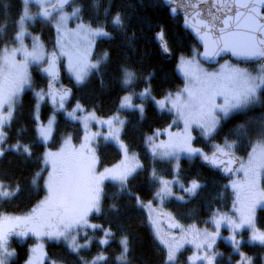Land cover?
Masks as SVG:
<instances>
[{
    "label": "snow or ice",
    "instance_id": "obj_1",
    "mask_svg": "<svg viewBox=\"0 0 264 264\" xmlns=\"http://www.w3.org/2000/svg\"><path fill=\"white\" fill-rule=\"evenodd\" d=\"M33 0H22L23 9L17 23V30L12 37L18 47L9 49L3 48L0 52V158H3L8 151H13L19 156L31 158L33 156L34 143H22L17 139L14 144L7 147L8 133L5 131L15 119L16 105L18 98L24 88L31 87V77L28 72L29 64H40L47 62L48 67L43 69L48 74L50 81L57 79L56 71V53L46 58V53L39 39L33 37L31 50L24 44V38L30 35L25 24L33 22L37 17L45 21L53 19V12L48 7H44L47 0H35L41 7L40 12L32 15L29 5ZM68 0H56L51 9L58 11L60 14L56 18L57 39L56 47L61 49L60 54L66 56L69 61V69L73 73L76 82L83 83L92 70L100 71L101 65L105 63L110 54L106 51L100 60L90 62L88 56L89 48L93 41L100 38L113 39L114 37L106 30L109 24L121 32L127 29L126 16L122 11H117L114 15L111 12V3L103 9L104 21L99 19V10L101 8L100 0H82V6L73 8L71 15L63 12L64 5ZM168 4L169 11L176 13L177 8L171 7L176 0H165ZM6 6V5H5ZM186 7L187 5H179ZM195 7V5H191ZM217 11L227 10L225 18L222 20L219 28L216 27L217 16L209 13L210 19L200 20L197 24L192 25L199 38L205 44V59H210L220 54L222 51H231L232 55L243 57L245 59L264 60V0H217L214 4ZM86 8H90L96 13V26L92 23H81L77 25V31L70 33L66 30L67 21L70 18L81 19V13ZM233 13V14H227ZM188 26V21H185ZM7 24L0 25V34H7ZM213 32L216 35L213 37ZM76 35L79 43L71 48L64 50V37ZM133 33V37H134ZM156 40L160 43L161 51L168 54L170 52L167 40L165 39L164 29L161 28L155 35ZM131 46V38L129 39ZM20 54L22 60L17 61L16 56ZM196 55H199L197 53ZM178 71L182 72L189 84L184 89L176 93L167 92L163 99L156 100L152 96L150 87L144 88L141 92L134 90V85L138 80L137 73L128 65H121L122 79L121 83L128 94L121 98L120 109H133L140 113L141 119L144 118L145 106L143 103L134 104V97L141 101L152 100L160 109L164 110L168 105L169 111L175 109L179 117L184 120L185 135L169 141L168 144L152 145L151 152L153 159L177 161L174 167L173 180H165L157 175L153 168L150 179L159 185L155 193L156 198L161 200L173 195L172 185L179 184L181 190L188 197H194L198 194L203 185L196 179L188 182L185 187L179 180V159L184 154L189 159L199 155L208 163L214 166L225 165V173L233 172L230 167L236 162L232 149L236 147L235 141L225 139L224 144L214 145L216 151L212 156L204 154L201 149L192 146L193 137L188 130L191 125L195 124L200 127L202 133L211 137L217 131L221 120L228 119L236 112L244 111L252 105L261 103L259 93L264 91V65L258 70L257 75H252L246 69L222 65L217 72L209 73L202 69L195 59H186L181 56L177 65ZM150 78V77H149ZM36 104L34 106V120L36 121V139L40 143L46 144L51 138L55 126V113L64 110L70 119H78L77 111H83L82 106L77 103L72 111L65 110L66 99L70 96L69 90L62 93L53 90V84L50 82L47 90L41 89L35 93ZM49 98L53 105V115L49 117L47 124L40 122L39 116L35 111L39 109L40 104L45 98ZM217 97L223 99V103L216 102ZM94 118V116H90ZM110 127L113 123L123 126L125 121L118 117H113L106 121ZM238 135L254 134L255 140H250L251 152L249 153L246 163L240 162V169L244 173V181H232L231 187L237 193V200L241 207L238 220L231 219L221 215L219 212L213 214L211 223L215 225V233L193 231V242L196 243L197 249L210 250L202 259L207 264H215L216 254L212 252L217 238L220 236L221 224L229 226L232 235L226 239L232 246L233 251L240 254L242 261L246 264H253V258L247 257L240 253V248L244 241L237 239L242 229L251 230L248 238L249 244H259L264 246V231L257 229L255 225V213L257 207H264V190L260 188V180L264 178V116L252 127L246 124L237 125L234 130ZM119 141V129L110 132L106 139ZM152 138L148 137V143L151 144ZM64 147L59 152L53 153L45 151L41 157L45 166L50 165L51 171L48 172L44 186L47 195L42 199L31 212L24 216H0V264H9L12 257L16 255L14 250L9 249L8 239L11 235L25 237L29 233L36 236H46L50 239L64 240L67 242L68 249L75 254L80 264H107L108 258L101 252L93 257L90 261L80 255L83 249L90 246L91 240L85 231V243L80 244L76 235L82 229H91L103 233L98 243L106 246L110 243V238L114 237L111 227L89 223L91 213L101 211L102 187L101 184L105 179L112 180L120 185L121 192H127L133 197L137 204L143 206L140 197L130 190V182L135 179L137 170L143 165L138 162L122 163L112 169H105L103 173L97 175L95 171V158L85 157L82 153L76 152L71 147V139L64 141ZM127 158L128 148L121 144ZM84 146L82 145V148ZM224 157L226 159H221ZM135 161V154L131 158ZM45 168L34 173L31 184L35 187L37 182L42 178V172ZM5 177L4 179H6ZM0 179V200H10L21 194L22 188L19 184L5 183ZM178 200H184V196L176 197ZM236 207V205H233ZM113 211H118L117 206H111ZM173 227L180 228V225L173 224ZM183 231V229H181ZM157 239L164 246L165 256L164 264H176L177 253L183 246L184 237H165L156 232ZM121 251L116 256L119 264H128V254L130 251V239L127 235L120 238ZM33 255L25 264H41L43 255L42 246L31 250Z\"/></svg>",
    "mask_w": 264,
    "mask_h": 264
},
{
    "label": "trees",
    "instance_id": "obj_2",
    "mask_svg": "<svg viewBox=\"0 0 264 264\" xmlns=\"http://www.w3.org/2000/svg\"><path fill=\"white\" fill-rule=\"evenodd\" d=\"M78 7L82 6V0H74ZM99 19L104 21L103 9L111 3V12L114 15L117 11H122L126 16L127 29L125 32L114 29L111 24L106 30L111 33L113 39L97 38L94 46L93 58H102L107 51L109 59L101 65L99 72L93 71L91 75L80 84H73L67 78L64 82L72 86L70 101H79L86 109H92L98 116H108L119 110V100L127 93L121 83V65L130 66L138 76L136 84L133 86L136 92H141L146 87H150L152 96L159 99L167 92L180 90L184 85L182 75L176 68V57L180 52L189 53L193 44H196L193 37L181 25V17H172L169 7L165 6L163 0H100ZM6 5V6H5ZM22 0H0V25L7 24V34H0V49L14 43L12 37L17 30V21L22 14ZM96 13L92 9L86 8L81 13L83 21L96 26ZM163 28L165 39L167 40L171 56L165 58L160 49V43L155 35ZM34 32L42 33L49 42L52 41L54 33L52 27L47 25V29L39 25H31ZM133 33L135 34L133 37ZM131 38V46L129 39ZM31 87L22 92L20 100L16 105L15 119L9 127L5 128L8 133V141L5 147L14 144L21 139L22 143H34L33 156L25 158L17 155L13 151H8L3 158H0V179L5 183L19 184L22 188L21 194L10 200H0L1 213L23 212L34 206L38 200L46 195L44 181L47 177L48 166L43 164L41 159L45 152V144L36 139V121L34 120V106L36 98L34 89L43 86L45 76L40 71L32 67ZM150 77V78H149ZM261 103L250 106L241 112L232 114L228 119L221 120L217 131L211 137L195 134L193 144L209 152V147L214 144H224L225 139L236 142L233 152L242 155L249 153L250 140L254 141V134L238 135L235 129L239 124H246L252 127L264 116V91L259 93ZM49 102H44L35 111L40 122L48 119L51 113ZM143 103L145 106L144 118L133 109H120L125 115V123L120 133L121 141L131 151L135 150L140 158L143 167L137 170L135 179L130 182L132 193L140 197L142 204L150 200L158 189V184L150 179L153 168L157 175L163 179L174 178L173 161L153 159L152 154L145 145L148 134H154L155 130L174 127V115L168 110H159L152 100L141 101L136 97L134 104ZM51 104V103H50ZM54 132L48 146L56 148L61 137L69 134L77 142L80 138L81 128L79 124L62 116L57 115ZM96 144V154L101 166H111L121 159V151L113 142H105L99 138ZM179 180L186 187L188 182L196 179L203 187L198 190L194 197H188L176 184L175 192H182L184 200H178L171 196L163 203L164 209L170 211L183 224L196 223L203 224L209 216L215 212L232 214L234 212L235 195L232 188L226 185L229 178L221 175L220 169L215 170L210 165H205L198 156L189 159L181 157L179 159ZM45 168L42 178L38 180L37 186H33L31 181L34 173ZM262 183L264 184V178ZM103 196L101 200V211L91 213L89 221L93 224L111 227L114 237L110 238V243L102 246L98 243L103 238L100 231L90 230L88 232L91 244L80 253L86 260H91L98 253H103L107 258V264H119L116 256L121 251L120 238L127 235L130 239V251L128 254V264H164V246L155 238L148 221L147 211L143 206L137 204L136 200L129 196L127 192H121L120 185L114 181H105L102 186ZM116 205L118 211H113L111 206ZM257 225L264 227V208L258 209ZM182 225V224H181ZM243 235L247 231L242 232ZM85 236L81 240H85ZM32 241L28 237L25 241H13L16 248V255L9 261V264H23L29 256V244ZM47 257L60 264H80L79 258L71 253L68 246L62 241L50 240L47 242ZM190 247H185L177 254L176 264H187L186 260ZM215 264H246L240 263V254L233 251L230 243L223 239L215 245ZM240 253L253 258V264H264V246L259 244H249L244 241L240 248ZM239 256V257H238ZM104 264V262H101Z\"/></svg>",
    "mask_w": 264,
    "mask_h": 264
},
{
    "label": "rangeland",
    "instance_id": "obj_3",
    "mask_svg": "<svg viewBox=\"0 0 264 264\" xmlns=\"http://www.w3.org/2000/svg\"><path fill=\"white\" fill-rule=\"evenodd\" d=\"M54 2H55L54 0H47V2L45 3L44 7H50ZM75 7H78V6L73 3L70 7L64 8L63 12L65 14L71 15V13L73 11V8H75ZM29 10H30V13L32 15H35L36 13L40 12L41 7H40V5L38 3L35 2V0H33V2L30 3V5H29ZM50 11L53 12V19L51 21H45V20L41 19L40 17H37L33 22H29V23L25 24V28H26L27 32L30 35L25 36L24 44L28 47L29 50H31L32 43H33V37H36V38L39 39V42L44 47V50H45V53H46V58L48 56H50V54L52 52H55L58 55V65H59V67L61 66V72L59 74L60 75L59 78L56 80V82H54L55 86L59 85L60 87H62V84H63L62 82L64 81V78L69 79L71 81V83L75 84L77 82L75 80V77H74L73 73L70 71V69L68 67V65H69L68 58L66 56H63V55L60 54L61 49L56 47V44H55V41L57 39L56 18L59 16L60 13L58 11H55V10H50ZM81 23L87 24L88 22L83 21L82 17H81V19H76L74 17L70 18L67 21L66 30L68 32H70V33H75L77 31V25L81 24ZM31 25H39L40 29H42V27H45V29H47V25H50L52 27V31L54 33V36L52 37V41L49 42L48 39L45 38L42 33L34 32L31 29ZM93 27H95V26L93 25ZM98 38H100V37H98ZM95 40L93 41V43L91 44V46L89 48L90 54L88 56V60L90 62H93V63L96 62L97 60H100L99 57L93 58V55H94L93 50H94V46H95V42H96ZM63 42H64V50L67 51V50H71V48L73 46H75V45H77L79 43V38L76 35H69V36L64 37ZM18 46H19L18 44L12 43V44H9V46H7V47L9 49H11V48H15V47H18ZM191 48L192 49H191V51L189 53L180 52V54L177 55V57H176V59H177L176 60V68H177V65L179 63V58L181 56L185 57L186 59H195V60H197L199 65H200V67L202 69H204L205 71L209 72V73L217 72V71L220 70L222 65H227V66H231V67H238V68H241V69H246L249 73H251L252 75L255 76V75L258 74V70L261 68V66L264 65V62L255 63L254 65L253 64L242 65V64H239L238 62H235V61L233 62L228 57H224L223 59H221L216 64L208 65V64L204 63L203 61L201 62L200 58H198V55H196L197 53H199L200 47H198L197 44H193ZM2 50H3V48L0 49V52H2ZM16 60L17 61L22 60V56L20 54H17ZM248 63H251V62H248ZM46 64H47V62H42L40 64H35V63L29 64L28 72H29L30 76H31L32 67H34L35 69L40 71V74H43L42 70H43V67H45ZM93 71H95V70H92L89 73L88 77L91 75V73ZM179 73H180V75H182L183 80H185V82L183 84L184 86L182 88H180V90H177L175 92L171 91L172 93H176L178 91H181L182 89L185 88L186 85L189 84V81L185 78L183 73L180 72V71H179ZM43 76H45V75L43 74ZM44 78H45V80H44L43 86H39V88H35L34 89V95H35L36 92H39L41 89L47 90V88H48L47 85H48V83L50 81V78H48L46 76ZM29 88L30 87L26 86L22 92H24L26 89H29ZM60 90H62V88ZM126 94H128V93H125L124 95H126ZM21 95H22V93L20 94V96ZM20 96L18 98V101L20 100ZM163 97H161L159 99H156V100H161V99H163ZM35 98H36V96H35ZM121 98H120L119 103H118L119 110L116 111L115 113L111 114V115H108L107 117L106 116H99V115L97 116L96 113L92 109H88V108L86 109L84 106L81 105V103L79 101L76 100L74 102H71L70 101V97L67 98L66 102H65V110L66 111H69V112L72 111L76 107L77 103H79L82 106L83 111H77L76 112V116L78 117V119H70V118H68L64 110L57 111L55 113V121L57 120V118H56L57 115H59V113H61L63 117L68 118L69 120H72V121L78 123L79 127L81 128V134H80V137H79L80 139L77 142H75L71 138V136L69 134H66V135H64L63 137L60 138L61 141H60L59 145L56 148H50L48 146V142H50V139L52 138V136H51V138L45 144L46 148H45L44 151H49V152H53V153L59 152L61 150V148H63L65 146L64 145V141L70 138L71 139V147H72V149L74 151L82 153L85 157H93L94 156V158H95V166L94 167H95V171H96L97 175H99L100 173H103L105 171V169H112V168H114L117 165H121L122 163L138 162L139 164H141L140 158L138 157L137 152L135 150H131L130 151L128 149L127 158H126V154L124 152V149L121 146V144L124 145V143L121 141V136H120V133L122 132V129H123L124 126H121L120 124H117V123H113V125L110 127L107 123H105L106 121H108L109 119H111L113 117H118L120 120L125 121V115H123L120 112ZM135 99H136V97H134L133 103H135ZM44 102H49L48 105L52 109L50 115L48 116V119H49V117L52 116L53 112H54L53 105L50 104V99L47 98V97L45 98L44 101L41 102L40 106L42 104H44ZM216 102L218 104L223 103V99L220 98V97H217ZM170 107L171 106L168 105L165 108V110H168V108H170ZM170 112L173 113V115H174L173 123H175V126L173 128L171 126L167 127V128H164V129L162 128V130H158V131L155 130L154 134L153 133L152 134H148V136L145 139V145L147 146L148 151L151 154H152V152H151L152 145H160L162 143L163 144H168L170 139L171 140H175L177 137H183L185 135L184 120L177 115L175 109L171 110ZM90 116H94V118H90ZM48 119L44 120V122H42V123L47 124ZM116 129H119V141L114 140V139H110V138L106 139V137H109L110 132H112V131H114ZM188 132L193 137L192 142H191L193 147L201 149L203 151V153L206 154V155H208V153H213V152L216 151L214 145H218L217 143L214 144V145H211L209 147V149H210L209 152L203 150L202 148H200V147H198L196 145L194 146L193 141H194L195 134L199 133L201 136H205L202 133L200 127H198L195 124H193V125L190 126ZM148 137L152 138L151 144L148 143ZM99 138H102L105 142H109V141L113 142L117 147H119V149L121 151V159L118 162L112 164L111 166H101L99 164V160L97 159L96 148H95L96 144L100 140ZM82 145L84 146L83 148H82ZM219 145L222 146L223 144H219ZM251 150L252 149H251V146H250L248 152L250 153ZM249 153L241 156V162H244V163L247 162ZM133 154H135V161H132L131 159H129V158H131L133 156ZM197 156L204 161V159L201 156H199V155H197ZM181 157H185V155L181 154L180 158ZM173 164L175 166L177 164V161L173 160ZM47 166H48L47 172H50L52 170L51 166L50 165H47ZM238 169H240V164H239L238 168L235 170V172L233 173V175L229 177V179L226 182V185L231 187V182L232 181H240V182L244 181V179H245L244 173H243L242 170L238 171ZM47 176H48V174H47ZM46 179H47V177H46ZM165 180H173V178H165ZM105 181H111V180L105 179L102 182L101 187L103 186V183ZM262 181H263V178H261V180H260V188L262 190H264V184L262 183ZM175 185H176L175 183L172 185V192H173L172 196L179 197V196H181L182 192H175V189H176L174 187ZM178 186L180 187L179 184H178ZM233 192H234V195H235V203L234 204L236 205V207H234V212L232 214H227V213H224V212L220 211L219 213L221 215L227 216V217H229L231 219L238 220L239 212L237 211V209H239L241 207V205H240V202L237 200L236 191L233 190ZM46 195H47V192H46ZM46 195H44L40 200L37 201L36 204H34V206H32L31 208L27 209L26 211L17 212V213H8V212H6V213H1L0 216H24V215H27V214H29L31 212L33 207H35L42 199H44V197ZM102 196H103V191H102ZM167 198H169V197H167ZM167 198L161 200L159 198H156V196L154 194L153 197L150 200L145 201L144 204H143L144 210L147 211L148 221L150 223L152 231L154 232L156 240L158 242H160L159 239H157V236H156V232L157 231H159L160 235L168 237V236H166V232L167 231H166V229L164 228V226L162 224V221H163L162 219L163 218H165V219L166 218L167 219H176L182 224L181 229H183V231H181V229H180V232H179V234L177 236V238L184 237L183 246L180 248V250L185 248V247H188V248L190 247V249H191L190 250L191 252L189 253V255L187 257L188 260H186L187 264H207V261L202 259V257L206 253H208L210 250H207V249H204V248L197 249L196 243H199L200 241L196 240L195 242H193V239H194L193 231H198V232L202 233V232H204L206 230L209 233H215L216 227H215L214 224H212L210 222L214 213L211 216H209V218L203 224H199V225L196 224V223L183 224L170 211H168L167 209H164L163 203L165 202V200ZM260 208H264V207H257L256 213H255V225L254 226L257 229H260L261 231H264V227L261 228L260 226L257 225V216H256V214L258 213V209H260ZM161 213H164V217L161 216ZM89 223H91V222L89 221ZM91 224H93V223H91ZM90 230L91 229H87V230H83L82 229L78 234L77 233H73V235H76L77 241L80 244H84L86 241L85 240L84 241L81 240V237L85 236V231H87V235H88V232ZM244 230L247 231L246 235L242 234V232ZM219 232H220V236L217 238L216 243L219 240H221V239H223L225 242L229 243L226 239H224V238L229 237V236L232 235V232H231L229 226H227V224H223L222 223L221 226H220ZM250 235H251V230H249L247 228L246 229H242L241 230V234L237 237V239H242L243 241H247L248 242V238H249ZM28 237L32 238V241L30 242V244L28 246V248H29V256L27 257L28 259H29L30 256L33 255L32 251H31L32 249L42 246L43 255L41 257V264H60V263H56L53 260H49L48 259V257H47V247H45V246H46L47 242H49L50 240L62 241L63 243H65L67 245V242H65L62 239L61 240H55V239H50V238H48L46 236H36V235H34L32 233H29L27 236H25L23 238L18 237L16 235H11V236H9V239H8L9 249L16 251V248H14L13 241H25ZM216 243H215V245H216ZM215 245L213 246V249L211 250L214 253L217 252L215 250ZM239 256H238L240 258L239 262L242 263L243 262L242 261V257H241V255H239ZM25 262H23V264H25ZM215 263H216V260H215Z\"/></svg>",
    "mask_w": 264,
    "mask_h": 264
},
{
    "label": "water",
    "instance_id": "obj_4",
    "mask_svg": "<svg viewBox=\"0 0 264 264\" xmlns=\"http://www.w3.org/2000/svg\"><path fill=\"white\" fill-rule=\"evenodd\" d=\"M55 2L53 4L56 3V0H54ZM74 0H68V3L64 5V8L70 7L71 4L73 3ZM217 2V0H176L175 4H172L171 7H176L177 8V12L176 13H171L170 11V15L172 17H176V16H180L181 17V25L182 27H184V29H186L188 31V33L193 37V39L195 40L196 44L200 47V51H199V55L198 58H200L201 62L203 61L204 63L208 64V65H213L218 63L221 59H223L224 57H228L230 58L232 61H239L242 63L245 62H255L258 61L260 59H245L243 57H237L232 55L231 51H222L220 52L219 55L212 57L210 59H205L203 53L205 52V44L204 42L199 38V36L197 35L195 29L192 27V25L197 24L198 21L200 20H208L210 19L209 17V13H212L213 15L217 16L218 19L216 21V27L219 28L220 26H222L221 22L222 20L225 18V14L227 10H223V11H217V8L214 7V4ZM163 3L165 6L170 7L168 4L165 3V0H163ZM187 5L186 7H180L179 5ZM191 5H195V7H192ZM50 10L51 7H48ZM227 14H233V13H227ZM188 21V26H186L185 21ZM216 35L215 32H213V37ZM161 49V47H160ZM53 53V52H52ZM51 53V54H52ZM163 56L167 59L170 58L171 56V52H169L168 54L162 52ZM51 56V55H50ZM48 67V63L46 64L45 67H43V69ZM43 71V70H42ZM56 71H57V79L59 78V74H60V67L58 65V55L56 54ZM43 74L49 78L48 74L45 73L43 71ZM56 79V80H57ZM55 80V81H56ZM55 81H49V83L51 82L53 84V90L54 91H58V92H63L64 90H69L71 93V87L70 86H65L62 90H60L57 86H55L54 82ZM48 83V85H49ZM47 85V86H48ZM70 97V96H69ZM68 97V98H69ZM50 103L52 104L51 100ZM236 162H234L233 164L230 165V167L233 169V172L237 169V167L240 164L241 158L239 156V154L232 152ZM213 153H209L208 156L211 157ZM221 159H226L224 157H221ZM205 165H210L213 169L218 170L220 168L221 169V175H223L226 178H229V176L233 175V172L231 173H225L223 171V167L225 165H220V166H214L210 163H208L207 161H203ZM161 216L164 217V214L161 213ZM173 224H178L180 225V228H176L173 227ZM163 225L165 227L167 231V235L169 237H177L180 229H181V224L179 223L178 220L176 219H165L163 218Z\"/></svg>",
    "mask_w": 264,
    "mask_h": 264
},
{
    "label": "flooded vegetation",
    "instance_id": "obj_5",
    "mask_svg": "<svg viewBox=\"0 0 264 264\" xmlns=\"http://www.w3.org/2000/svg\"><path fill=\"white\" fill-rule=\"evenodd\" d=\"M51 55V54H50ZM234 62V61H233ZM235 62H238V61H235ZM259 62H264V60H258V61H255V62H251V63H242V62H238L239 64H242V65H245V64H255V63H259ZM46 66V65H45ZM60 72H61V66H60ZM63 81V80H62ZM56 82V81H55ZM63 84H62V87H60L59 85H56L59 89H63L65 86L64 85H69V84H66L64 81L62 82ZM70 87H71V89H72V86L71 85H69ZM167 233V232H166Z\"/></svg>",
    "mask_w": 264,
    "mask_h": 264
}]
</instances>
